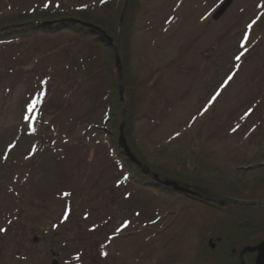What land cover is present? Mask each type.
I'll return each mask as SVG.
<instances>
[{
    "label": "rangeland",
    "instance_id": "obj_1",
    "mask_svg": "<svg viewBox=\"0 0 264 264\" xmlns=\"http://www.w3.org/2000/svg\"><path fill=\"white\" fill-rule=\"evenodd\" d=\"M104 1L0 0V15ZM223 1L152 0L136 45L137 71L150 76L147 112L124 136L162 176L197 174L191 147L243 186L229 194L213 180L218 199L262 202L264 186L252 182L264 175V0H231L213 21ZM69 37L43 34L33 50L0 44V264H50L52 253L59 264H189L200 229L255 224L247 246L264 236V206L223 209L140 186L118 136L103 132L95 82L77 74L74 53L86 43ZM217 248L204 264H233Z\"/></svg>",
    "mask_w": 264,
    "mask_h": 264
},
{
    "label": "trees",
    "instance_id": "obj_2",
    "mask_svg": "<svg viewBox=\"0 0 264 264\" xmlns=\"http://www.w3.org/2000/svg\"><path fill=\"white\" fill-rule=\"evenodd\" d=\"M108 2L109 4L112 2L110 7L107 6ZM151 3L152 0H106L95 7L69 5L52 10L42 8L30 12L8 11L6 14L1 13L2 15H0V44L18 45L24 48L28 46V49L33 50L37 46L34 40L48 33L52 36L60 34L68 35L70 36V44L86 43L84 45V52L76 51L74 53L76 55L77 74L89 82H95V85L91 86L90 89L94 96L96 107H106L107 124L103 132H106V135L113 141L112 139H115V136L119 135V126L122 121V108L118 95L119 74L115 66V48H117L122 66L123 103L127 121L124 128V135L129 133V129L135 120L147 112L148 105L142 103V100L146 102L145 98L150 95L147 88L150 76H142L137 71L139 63L136 61V45L141 33L144 31V27L149 26L148 21L150 15L155 10V8L149 10ZM238 70H240V67H238ZM103 86L105 88L101 93V100H98L99 88ZM39 100L41 101L39 104L42 106L44 104V98ZM142 104L144 106H141ZM261 137L264 140V135ZM177 138L175 137L170 142ZM114 143L117 146L115 140ZM261 144L258 145L257 152L264 158V149ZM127 145L132 153L130 145L128 143ZM134 146L131 147L136 152V145L134 144ZM187 149H189L188 153L191 156L185 159H194V163L202 167L197 168L198 172L195 175H174L171 173L172 171L169 172L164 169L170 176H162L157 172L156 167L148 164L146 160L134 156L142 164L147 166L151 173L157 174L160 180L174 181L181 188L188 189L208 199L221 200L217 196L222 195L216 193L213 189V180L218 179L220 184H224L222 186L229 193H236L238 188L243 187L221 177V172L215 171L216 168L214 169L212 167L213 163H210L211 160L206 155L203 159L201 156L200 158L202 160H200L199 156L202 154L201 152L197 154L191 147ZM116 150L118 151L117 147ZM119 154L122 155L120 151ZM128 165L134 170L132 173L142 176L141 171L137 167L129 162ZM143 178L142 184L145 188H156L157 192H163L162 190L173 192L171 189L153 184L144 176ZM252 184L255 187L259 185L264 186V175L258 178V180L253 181ZM180 197L183 199L197 200L189 195H182ZM241 198L244 199L245 197L241 196ZM198 203H201V201ZM253 228L257 229L258 226L253 225ZM261 228V232H264V224ZM213 229L212 227L205 228V230H198L199 236L196 241V248L189 264H204L205 261L209 260V255L207 254L209 251L207 248L210 247L208 246L210 242L217 245L220 257L223 260L234 258L233 264H239L238 254L230 256L229 253L232 249H236L238 252L241 251L244 248L243 242L245 241V237L252 231L250 230L247 233V229L242 227L241 224L222 226L216 231ZM244 259L245 264H254L253 254L244 255Z\"/></svg>",
    "mask_w": 264,
    "mask_h": 264
},
{
    "label": "water",
    "instance_id": "obj_3",
    "mask_svg": "<svg viewBox=\"0 0 264 264\" xmlns=\"http://www.w3.org/2000/svg\"><path fill=\"white\" fill-rule=\"evenodd\" d=\"M231 1L230 0H227L218 10L217 12L215 13V15L213 16V19L214 20H218L222 15L223 13L227 10V8L229 7ZM116 50V49H115ZM116 66H117V69H118V72H119V75H121V66H120V61H119V56L116 52ZM120 102L122 103V86L120 85ZM124 110H123V121L120 125V136H119V146L123 149L125 155L127 156V158L134 164L138 165L143 173L145 175H148L150 176L154 181H159L158 180V177L156 175H152L149 173V170L142 166L140 163H138L135 158L131 155V153L129 152V149L128 147L126 146V142H125V139H124V134H123V129H124V124H125V117H124ZM164 186L166 187H170L172 189H174L175 191H178V192H183V193H190L188 190H185V189H182L180 187H178L175 183H172V182H161ZM195 195V194H194ZM217 204L219 206H226V205H229V204H238V203H234V202H231V201H221V202H217ZM240 205H245V204H241ZM254 205V204H252ZM246 252H256V257H255V261L254 263L255 264H264V242H262L261 244H259L257 247L255 248H249V249H245L241 252L240 254V260H241V263L240 264H243V258L242 256L246 253ZM53 264H56L55 262H53Z\"/></svg>",
    "mask_w": 264,
    "mask_h": 264
},
{
    "label": "snow or ice",
    "instance_id": "obj_4",
    "mask_svg": "<svg viewBox=\"0 0 264 264\" xmlns=\"http://www.w3.org/2000/svg\"><path fill=\"white\" fill-rule=\"evenodd\" d=\"M237 59H239V57H237ZM36 102L41 103V101L39 99ZM34 108H35V105H32L29 110L32 111V110H34ZM0 231H3V230L0 229Z\"/></svg>",
    "mask_w": 264,
    "mask_h": 264
},
{
    "label": "flooded vegetation",
    "instance_id": "obj_5",
    "mask_svg": "<svg viewBox=\"0 0 264 264\" xmlns=\"http://www.w3.org/2000/svg\"><path fill=\"white\" fill-rule=\"evenodd\" d=\"M54 255V257L58 258V255L55 253H52V256Z\"/></svg>",
    "mask_w": 264,
    "mask_h": 264
}]
</instances>
